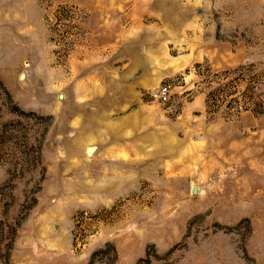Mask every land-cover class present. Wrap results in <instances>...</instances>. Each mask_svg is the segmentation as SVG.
Here are the masks:
<instances>
[{"label": "rangeland", "instance_id": "rangeland-1", "mask_svg": "<svg viewBox=\"0 0 264 264\" xmlns=\"http://www.w3.org/2000/svg\"><path fill=\"white\" fill-rule=\"evenodd\" d=\"M0 264H264V0H0Z\"/></svg>", "mask_w": 264, "mask_h": 264}, {"label": "built area", "instance_id": "built-area-1", "mask_svg": "<svg viewBox=\"0 0 264 264\" xmlns=\"http://www.w3.org/2000/svg\"><path fill=\"white\" fill-rule=\"evenodd\" d=\"M169 88H170V85L165 84L157 92L158 99L163 103H167L169 101V98H170Z\"/></svg>", "mask_w": 264, "mask_h": 264}]
</instances>
